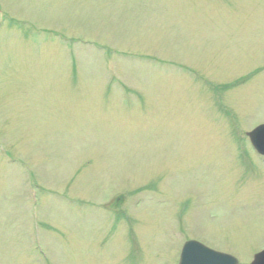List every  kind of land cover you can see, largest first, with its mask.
I'll list each match as a JSON object with an SVG mask.
<instances>
[{
  "label": "rangeland",
  "instance_id": "rangeland-1",
  "mask_svg": "<svg viewBox=\"0 0 264 264\" xmlns=\"http://www.w3.org/2000/svg\"><path fill=\"white\" fill-rule=\"evenodd\" d=\"M3 14L0 264H177L190 237L248 264L264 246L246 135L264 122V0H0Z\"/></svg>",
  "mask_w": 264,
  "mask_h": 264
},
{
  "label": "water",
  "instance_id": "water-1",
  "mask_svg": "<svg viewBox=\"0 0 264 264\" xmlns=\"http://www.w3.org/2000/svg\"><path fill=\"white\" fill-rule=\"evenodd\" d=\"M248 134L256 147L264 152V124ZM181 264H238V261L232 256L205 248L197 242H189L184 250ZM252 264H264V251L256 254Z\"/></svg>",
  "mask_w": 264,
  "mask_h": 264
}]
</instances>
